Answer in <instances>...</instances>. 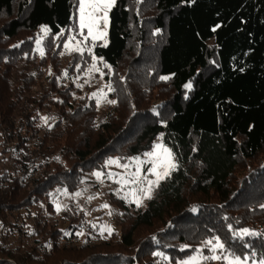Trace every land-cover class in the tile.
I'll list each match as a JSON object with an SVG mask.
<instances>
[{"label": "trees", "instance_id": "16d2710c", "mask_svg": "<svg viewBox=\"0 0 264 264\" xmlns=\"http://www.w3.org/2000/svg\"><path fill=\"white\" fill-rule=\"evenodd\" d=\"M75 3L0 0V264H181L197 249L208 256L213 237L241 258L264 259V0H116L107 46L92 48L116 101L100 115L51 60ZM42 26L51 45L35 62L30 34ZM153 86L166 95L150 108L143 94ZM45 109L51 123L42 126ZM157 139L177 166L143 207L116 199L118 237L64 209L55 214L60 192L90 182L118 143L137 156ZM258 156L235 180L241 162ZM82 228L99 242L57 245ZM241 229L254 234L234 235Z\"/></svg>", "mask_w": 264, "mask_h": 264}, {"label": "rangeland", "instance_id": "374dc122", "mask_svg": "<svg viewBox=\"0 0 264 264\" xmlns=\"http://www.w3.org/2000/svg\"><path fill=\"white\" fill-rule=\"evenodd\" d=\"M75 5H76V9L74 12V20L72 25L59 37L55 38L54 40L52 39L55 44L54 48H56V44H59V47H57L56 51L52 55L51 60L52 62H55L57 65L56 67L59 70L61 69L62 71V74L60 71L59 72L60 75L63 76H58V79H61L62 81L66 82V84H69L71 81H73L74 86H76L79 89L78 96L81 95L86 97V99L93 101L96 104L97 109L99 111L98 114L100 115L103 111L107 110L108 105L111 104V103H107V100H114V97L112 99L111 95H109L110 91H108L106 87V85L108 84H111V86H113V83H109L108 79L105 76L106 73H110L108 72L109 67H105L106 64L100 59L93 60V57L96 56L93 54L92 48L93 45L105 43L106 38L96 40L95 42L92 41L91 37L85 39V37L88 35L87 29L79 28L78 0H76ZM30 36L33 37L30 48L34 49L37 52V56L35 60L36 62L44 55V53H46L44 42L47 41L46 43L47 46H50L51 40L50 42L48 41V39L46 38V34L42 31V29L34 32V34L31 33ZM22 37L24 36L22 35ZM37 41H39V44L37 43ZM77 42H81L79 46L84 49L83 52H76L65 48V43H68L70 47H72L75 46ZM89 48H91V52L87 51V49ZM41 52H43V55H41ZM130 61H131L130 54L128 55V57L123 58V62H121V68L119 69V73L120 75H122V77H125V74L123 75L122 72H124V70L125 71L127 70ZM47 64H49L47 66H49V70H50L52 66L49 62ZM93 64H95L96 68H98L100 71L91 70ZM101 73H103V75H101ZM118 78L119 75L117 74L114 80L116 81ZM160 86H153L151 90L152 92L151 95L144 96L143 94L145 105L150 106L151 108L156 101H158L160 98L161 99L164 98L166 94L165 91L160 90L161 88ZM150 88L151 87H149V89ZM101 92L107 94L106 98L101 97ZM156 92L159 93L160 95H157ZM98 98L101 100L99 105L96 102ZM127 103L129 102L126 96H122L119 98V102H118L120 106L119 109H122V112H125V114L128 113V110H126L125 107ZM51 111L45 109V110H41L38 113L39 121L42 123V126L51 123L50 122ZM43 118H46V120ZM96 120L99 119L96 118ZM137 125L138 122L134 124L131 130H133V128L136 127ZM98 133L96 134V132L95 133L91 132V139L94 140L96 136H98ZM157 143L163 144L159 139H157L154 142V144ZM126 146L127 143H118L115 147L116 153H112L110 155L100 157V162H95V164L101 166L103 169H94L93 171H90V173L87 174V177L91 180L90 182H87L85 184H80V186L77 185L72 192L62 190L60 192L59 198L54 202L55 214L56 213L60 214L61 210L64 209L66 210V212L75 214L77 216L76 221H79L81 219L82 221L89 223V225L96 227V230L101 234L100 236H104V235L107 236L115 231V235L118 237L119 233L117 234V231L119 230L117 223L119 221V213L117 208L118 203L116 199L122 198L126 202H132L135 205H137L135 203V199L137 195H140V193L137 191L136 195H133L132 194L133 189H138L140 187H147L146 183L143 185L122 183V181L125 180L130 181L132 179V176L130 174L136 171L135 161H132L129 158L138 157L139 160L141 161V163L139 164V168H140L139 175L141 177H147V179H155L153 174L147 171V169H149L152 166V160L146 157L144 154L137 156H127L125 154ZM150 151H152V149ZM262 158H263L262 156H258L254 160L248 162L242 161L243 163L241 162L239 170L235 174L236 177L234 179L239 181V179H241V177L249 169V167L256 166V164L259 163V161L262 160ZM109 159H118L120 165L128 164L129 168L125 169L123 167L118 166L117 164H107L106 162ZM97 172L102 173L99 179L94 175V173ZM109 173H111L112 175L109 176ZM154 189L151 195L153 194ZM77 193H79V195H77ZM141 198L143 199V203L140 206L143 207L146 204L148 198H143V197ZM105 204L108 205L107 208L103 207V205ZM64 222H62L63 225H65L66 223ZM254 226L261 228L259 225H254ZM109 228L111 229V233H109V231L107 230ZM83 230L84 228H82V230L77 235L80 239L83 240L86 237H89L94 240V242L90 244H97L99 242L100 236L85 235ZM209 248H211V246ZM219 253L220 250L217 249V254ZM206 255L210 256L212 255V252L209 253L208 251L206 252ZM210 261L211 260H199L198 264H209ZM215 261L216 260H212V263L210 264H214ZM259 261L260 260L256 261V264H259ZM222 262L224 264H227L226 261L222 260ZM249 264H252V261H249Z\"/></svg>", "mask_w": 264, "mask_h": 264}, {"label": "snow or ice", "instance_id": "6c2138e0", "mask_svg": "<svg viewBox=\"0 0 264 264\" xmlns=\"http://www.w3.org/2000/svg\"><path fill=\"white\" fill-rule=\"evenodd\" d=\"M116 4V0H78V12H79V28L80 29H87V36L92 38V41L95 42L99 39H104L107 36V28L109 25V12L113 8V6ZM102 25V27H101ZM42 31L47 34L48 29L46 26H42ZM74 39V37H73ZM39 44V41H37ZM81 42H77L75 46L70 47L68 43H65V48L76 51V52H83L84 49L81 48L80 45ZM106 45V40L105 44ZM88 52H91V48L87 49ZM41 55H43V52H41ZM100 59L101 61L103 58H97L93 57V60ZM105 67H108L105 65ZM95 71H100L98 68H96L95 64L92 65V69ZM103 75V73H101ZM161 79H167V77H161ZM87 82V81H86ZM108 91H114L111 84L106 85ZM186 89H190L192 87L191 83H187L184 85ZM95 95V94H94ZM106 93L101 92V97L106 98ZM97 104L101 102V100L97 99ZM107 103L115 104V100H107ZM46 120V118H43ZM144 155L152 160V166L147 169V171L151 172L155 179H147V177H141L139 175L140 168L139 164L141 161L138 157H130L129 159L132 161H135L136 163V171L131 173L132 179L122 181V183H131L133 185L137 184H147V187H140L138 189H133L132 194L136 195V192L138 191L140 195L136 196L135 203L139 207L143 203V198L151 199V193L154 188L159 186L160 182L165 180L171 173L172 170L176 168V164L173 161V154L172 151L165 147L163 144L157 143L153 145L152 151L144 153ZM107 164H117L120 167H123L125 169L129 168L128 164L120 165L118 159H109ZM94 175L99 179L102 173L97 172L94 173ZM112 174L109 173V176ZM79 195V193H77ZM103 207L107 208L108 205H103ZM261 208H264V205L260 206ZM111 214V213H109ZM231 227V226H229ZM109 233H111V229H107ZM82 234V233H80ZM249 229H241L239 232L234 233V235L237 236H244V235H253ZM213 240L215 241L213 243ZM205 246L211 245L210 251L212 252V255L205 256L200 253V251L196 250V255L188 257V259L181 262V264H198L199 260H216V261H226L227 264H249V260H252V264H256L255 260V254H251L250 256H245L243 259L241 256L237 255L235 252H229L226 248L225 244L221 242L219 237H213L212 240H207L204 242ZM187 247V246H183ZM217 249L220 250V253L217 254ZM154 255H161L160 253H154ZM167 259V257H165ZM259 264H264V259H261L259 261Z\"/></svg>", "mask_w": 264, "mask_h": 264}, {"label": "built area", "instance_id": "2783aa9c", "mask_svg": "<svg viewBox=\"0 0 264 264\" xmlns=\"http://www.w3.org/2000/svg\"><path fill=\"white\" fill-rule=\"evenodd\" d=\"M94 242L92 238L86 237L85 239H80L77 235H68L65 233H61L57 239L58 246L65 245H73V246H81L83 244H90Z\"/></svg>", "mask_w": 264, "mask_h": 264}]
</instances>
